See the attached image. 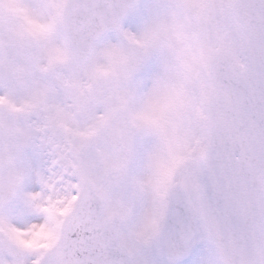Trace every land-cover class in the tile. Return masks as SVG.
Wrapping results in <instances>:
<instances>
[{"label":"snow or ice","instance_id":"obj_1","mask_svg":"<svg viewBox=\"0 0 264 264\" xmlns=\"http://www.w3.org/2000/svg\"><path fill=\"white\" fill-rule=\"evenodd\" d=\"M0 264H264V0H0Z\"/></svg>","mask_w":264,"mask_h":264}]
</instances>
